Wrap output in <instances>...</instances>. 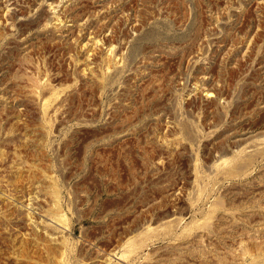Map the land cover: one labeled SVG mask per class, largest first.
Segmentation results:
<instances>
[{
    "label": "rangeland",
    "instance_id": "374dc122",
    "mask_svg": "<svg viewBox=\"0 0 264 264\" xmlns=\"http://www.w3.org/2000/svg\"><path fill=\"white\" fill-rule=\"evenodd\" d=\"M0 264H264V0H0Z\"/></svg>",
    "mask_w": 264,
    "mask_h": 264
},
{
    "label": "bare ground",
    "instance_id": "6f19581e",
    "mask_svg": "<svg viewBox=\"0 0 264 264\" xmlns=\"http://www.w3.org/2000/svg\"><path fill=\"white\" fill-rule=\"evenodd\" d=\"M205 97L206 98H208V97H210V95L209 94H205ZM263 142H258V143H256V145H251L250 147V149H249V151L251 150V149H253V151L252 152H254L255 150L254 149H261L262 147H263V144H262ZM248 150V149H247ZM219 165V164H218Z\"/></svg>",
    "mask_w": 264,
    "mask_h": 264
}]
</instances>
